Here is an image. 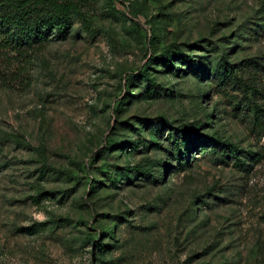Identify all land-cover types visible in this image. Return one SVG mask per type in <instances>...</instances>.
I'll return each mask as SVG.
<instances>
[{
	"label": "rangeland",
	"instance_id": "rangeland-1",
	"mask_svg": "<svg viewBox=\"0 0 264 264\" xmlns=\"http://www.w3.org/2000/svg\"><path fill=\"white\" fill-rule=\"evenodd\" d=\"M63 1L0 46V264H264V0Z\"/></svg>",
	"mask_w": 264,
	"mask_h": 264
},
{
	"label": "trees",
	"instance_id": "trees-1",
	"mask_svg": "<svg viewBox=\"0 0 264 264\" xmlns=\"http://www.w3.org/2000/svg\"><path fill=\"white\" fill-rule=\"evenodd\" d=\"M73 5L63 0H0V46L19 53L67 26ZM173 54L167 61L172 64Z\"/></svg>",
	"mask_w": 264,
	"mask_h": 264
}]
</instances>
